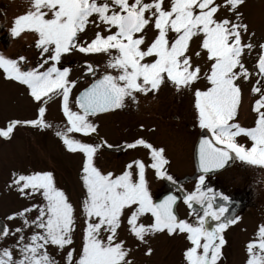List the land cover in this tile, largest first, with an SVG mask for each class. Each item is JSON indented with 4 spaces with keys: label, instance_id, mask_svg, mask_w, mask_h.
I'll return each mask as SVG.
<instances>
[{
    "label": "snow or ice",
    "instance_id": "obj_1",
    "mask_svg": "<svg viewBox=\"0 0 264 264\" xmlns=\"http://www.w3.org/2000/svg\"><path fill=\"white\" fill-rule=\"evenodd\" d=\"M245 0H32L31 9L14 20L10 30L13 37L25 31L36 35L35 47L40 53V62L34 68H25L27 57L8 58L0 54V69L5 78L27 86L34 101L42 103L39 118L31 121H12L0 136L10 138L18 124L49 128L44 119L46 106L57 96L62 97V110L67 118L66 130H57L67 150L80 152L85 160L82 168V183L85 198L82 212L85 217L83 245L79 257L75 249L66 255V264H132L127 259L131 249L119 239V229L125 224L128 231L141 243L146 237L167 232L168 235L187 234L191 247L185 252L187 264H218L226 241L222 233L235 219L221 220L227 211H204L194 225L178 218L174 212L177 197L167 196L155 203L149 190L146 167L155 170L157 177L173 184L177 181L167 173L169 161L163 149L154 148L143 139L127 144V148L143 146L151 150V164L134 161L126 166L121 175L104 174L95 165V156L102 145L83 143L69 133L87 136L96 131L89 117L98 113L125 107V100L137 103L136 94H155L166 83L177 92L192 90L204 79L205 90L194 91L198 124L211 135L199 142V167L204 175L199 177L195 193L188 195L184 203L192 207L191 201L202 203L211 199L202 192L207 173L223 169L234 158L250 165L264 166V43L255 68L259 79L252 91L259 95L253 111L257 114L255 126L242 127L236 122L242 102V89L238 81L252 76L242 57L256 47L244 42L248 26L242 23L240 7ZM231 12L234 19H218L221 9ZM96 29L90 39H82L90 29ZM155 35L149 39L148 31ZM254 35V34H253ZM194 39L201 41L199 50L192 52ZM74 52L85 55L105 54L106 67L115 75L106 72L100 79L86 88L76 98L78 111L71 107L70 95L78 81L69 79L70 69L57 67L62 57ZM209 62L208 71L202 72L194 64L193 56ZM89 73H95L93 64L85 65ZM247 137L251 147L238 143V137ZM108 147H112L108 145ZM232 154H235L233 156ZM135 168V171L133 170ZM13 184L23 195L43 197L44 204L35 205L38 212L30 221L27 213L33 208L9 216V220L20 218L23 227L14 230L6 225L0 230V238L15 236L20 258L13 256V246L0 249V264H58L48 252L49 246L59 250L73 244L75 231V208L65 191L56 186L52 172L30 175L14 174ZM209 192L211 190L209 189ZM227 200L228 197H223ZM151 224L141 218L149 215ZM217 221L209 227L207 217ZM26 228H34L33 234L25 239ZM247 264H264V225L258 228L257 241L247 245ZM258 250V251H257ZM151 254V249L148 250Z\"/></svg>",
    "mask_w": 264,
    "mask_h": 264
},
{
    "label": "rangeland",
    "instance_id": "obj_2",
    "mask_svg": "<svg viewBox=\"0 0 264 264\" xmlns=\"http://www.w3.org/2000/svg\"><path fill=\"white\" fill-rule=\"evenodd\" d=\"M223 2L224 0H217V3L223 4ZM31 3L32 0H0V54L13 59L27 57L25 68L26 65L34 68V65L36 67L40 62V53L35 47L37 37L29 31H25L18 38L13 37L10 30L14 26V20L31 9ZM239 11L243 14L241 22L248 26L243 40L247 43L251 38V42L256 47L250 54L246 49V54L242 57L245 67L252 72V76L246 81H238L242 89V102L236 122L242 127L251 128L255 126L257 119L253 106L260 98L258 94L253 93L252 89L259 79L256 75L258 69L255 68L261 52L259 45L264 43V0H245ZM217 18L234 19V16L222 8ZM95 31L94 28L90 29L86 36H82V39L92 38ZM154 35L153 30L148 31L149 39ZM200 43L199 39L193 40L191 44L193 53L199 50ZM202 56V59H196L193 56V62L201 66L202 72H206L209 62L206 55L202 53ZM107 62L108 56L105 54L85 55L74 52L62 57L59 68L70 69L69 79L78 81L70 95L71 107L74 111H78L75 103L77 94L89 85L96 74L109 71L116 74L114 70L106 67ZM88 63H94L95 73L88 72L85 66ZM261 85L264 87V81ZM208 86V82L201 79L192 90L177 92L170 83H166L156 93V98L154 97L155 118L152 117V111L143 110L141 104L139 107L138 102L132 104L128 99V101L125 100V107L89 117L90 121L96 125L94 134L99 138L92 133L87 136L82 133H69V135L83 143L102 145L95 156V165L104 174L111 172L116 176L121 175L126 170V166L134 161H142L146 166L152 162L151 150L143 146L126 149L128 142L131 144L136 142L137 138L138 140L144 138L147 143L153 145L154 140L156 148L164 150V156L169 161L165 168L177 183L173 184L157 177L154 169L146 167V177L152 198H160L167 192H173L178 199L180 198L177 208L180 219L194 225L206 209L210 212H219L220 208H226L227 211L221 220L235 219L236 222L229 224L222 233L226 243L222 248V258L218 264H247L249 259L247 245L257 241L258 228L264 225V166L250 165L236 159L223 171L205 176V183L200 186V189L212 197L211 209H208V200L202 203L191 201V208L184 203V198L196 192L199 177L202 175L196 172L194 162L193 139L198 134L197 130L200 129L194 91L196 88L205 90ZM26 89L25 85L6 79L3 70L0 69V129L6 130V123L18 120L16 118H23L24 121L39 118L38 109L44 105L34 101ZM151 98L146 96L145 99ZM141 112H143L141 120L135 122V118ZM44 119L51 127L16 126L10 138L0 136V220L2 219L3 222L0 230L5 225L11 230L23 227L20 218L9 220L8 217L21 213L24 209L33 208L35 205L43 206L44 204L43 197L40 195L21 194L13 184L14 174L18 176L52 172L56 186L65 191L75 208L76 224L73 244L62 251L55 246L48 247L49 254L58 261V264H66L67 252L75 249L74 255L78 258L83 245L86 222L81 205L86 193L81 176L85 157L80 152L68 151L62 139L56 135L57 130H66L68 126L67 118L62 110V97L57 96L47 104ZM130 121H133V124ZM192 125L194 127H191ZM154 128L156 129L152 130ZM237 140L238 143L251 147V141L247 137L241 136ZM133 170L135 171V168ZM225 196L228 197L227 200L223 199ZM37 216L38 212L34 208L27 213L30 221L35 220ZM206 219L209 227H214L217 223L211 216ZM140 222L146 225L151 224L153 218L149 214L142 217ZM34 231L37 230L26 228L25 239L27 240ZM118 231L119 239L126 242V248L131 249L127 259L131 260L132 264H187L185 252L192 246L187 239V234L156 233L146 237L147 243H141L130 234L126 221ZM18 238L19 233L15 236L0 238V249L13 246V256L19 259L20 253L15 247ZM149 249H151L150 255L147 254Z\"/></svg>",
    "mask_w": 264,
    "mask_h": 264
},
{
    "label": "flooded vegetation",
    "instance_id": "obj_3",
    "mask_svg": "<svg viewBox=\"0 0 264 264\" xmlns=\"http://www.w3.org/2000/svg\"><path fill=\"white\" fill-rule=\"evenodd\" d=\"M11 56V55H10ZM33 63H35V62H33ZM31 65H32V63H30ZM94 64V63H93ZM34 67H35V65H34ZM57 67H59V64L57 65ZM26 68H32V66L31 67H29L28 65H26ZM102 74V73H101ZM101 74H99V75H97L96 74V76H94L92 79H91V81H93L95 78H97L98 76H100ZM25 88H27V86H25ZM26 90H28V88L26 89ZM28 92H29V90H28ZM137 95V100H138V106H139V104H141L140 106L142 107L141 109H143V110H145V109H149L150 111H152L153 113H152V117L153 118H155L154 116L156 115V102H155V98H156V93L155 94H152V93H149L148 95H143V94H140V93H137L136 94ZM146 96H147V98H151L150 100H146L145 98H146ZM155 97V98H154ZM127 101H128V99H126ZM126 101V102H127ZM130 103H132V104H135V103H133L132 101L130 102ZM139 106V107H140ZM140 109V108H139ZM140 109V110H141ZM111 112V111H110ZM126 114H128V113H126ZM143 114V112H141V113H138V117L137 118H135V122H138V121H140L141 119L140 118H142V115ZM95 116H97V115H95ZM16 119H18V120H13V121H21V122H24V120H23V118H16ZM10 122H12V121H9V122H7L6 124H7V127L9 126V124H10ZM130 123L131 124H133V121H130ZM128 125V124H127ZM127 125H124V127H127ZM16 126H18V127H21V126H24V127H27V128H31L32 126L31 125H27V124H23V123H21V124H18V125H16ZM7 127H6V129H7ZM191 127H194L193 125L191 126ZM156 128H154V129H152V130H155ZM199 129V128H198ZM0 130H2V129H0ZM14 130V129H13ZM199 131H200V129H199ZM199 131L197 130V132H198V134H199ZM13 133V132H12ZM11 133V134H12ZM198 134H197V136H198ZM92 135H94L96 138H99V136L98 135H96V134H94V132L92 133ZM146 135V134H145ZM12 135H10V137H11ZM143 136V135H142ZM197 136L196 137H194V139H193V147H194V142H195V140H196V138H197ZM139 137H141V136H139ZM145 138H148V136L146 137L145 136ZM137 140H138V138H137ZM143 140H144V138H143ZM145 141V140H144ZM127 144H130V142H128ZM126 144V145H127ZM150 144V143H149ZM152 146L154 147V148H156V142L153 140L152 141ZM137 147H142V146H137ZM126 149H128V148H126ZM150 150V149H149Z\"/></svg>",
    "mask_w": 264,
    "mask_h": 264
},
{
    "label": "water",
    "instance_id": "obj_4",
    "mask_svg": "<svg viewBox=\"0 0 264 264\" xmlns=\"http://www.w3.org/2000/svg\"><path fill=\"white\" fill-rule=\"evenodd\" d=\"M100 79V78H99ZM84 91V90H83ZM82 91V92H83ZM81 92V93H82ZM80 93V94H81ZM80 94H79V96H80ZM78 96V97H79ZM211 134L210 133H208L206 130H203V132H202V134L200 135V137L198 138V141H197V144H196V150H195V162H196V167H197V172L198 173H202V171L200 170V167H199V142H200V140H202V139H204V138H206V137H209ZM233 156H235V154H232ZM236 158H234L233 160H231V161H229V164L228 165H230V164H232L233 162H234V160H235ZM227 165V166H228ZM226 166V167H227ZM224 169V168H223ZM220 170H222V169H218V170H214V171H212V172H209L208 174H213V173H216V172H218V171H220ZM170 195H174L172 192H169V193H166V194H164V195H162L161 196V198H159V199H156L154 202L155 203H160V202H162L167 196H170ZM175 196V195H174ZM177 197V196H176ZM177 202H178V197H177ZM176 206H177V203H176V205H174V212L178 215V213H177V211H176ZM178 218H179V215H178ZM1 224H3V222L2 221H0V225ZM3 229V228H2Z\"/></svg>",
    "mask_w": 264,
    "mask_h": 264
}]
</instances>
